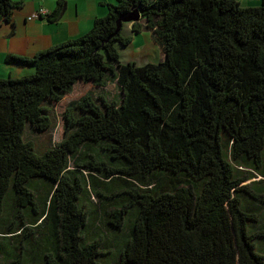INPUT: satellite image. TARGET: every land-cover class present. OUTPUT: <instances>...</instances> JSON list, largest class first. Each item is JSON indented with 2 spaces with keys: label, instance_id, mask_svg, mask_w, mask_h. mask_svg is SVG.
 I'll return each instance as SVG.
<instances>
[{
  "label": "trees",
  "instance_id": "16d2710c",
  "mask_svg": "<svg viewBox=\"0 0 264 264\" xmlns=\"http://www.w3.org/2000/svg\"><path fill=\"white\" fill-rule=\"evenodd\" d=\"M24 0H0V22ZM68 8L58 0L46 17ZM152 32L158 63H123ZM0 77L3 264H264V0H116L83 36L10 54ZM40 149L27 131L55 127Z\"/></svg>",
  "mask_w": 264,
  "mask_h": 264
},
{
  "label": "crops",
  "instance_id": "0c3cea01",
  "mask_svg": "<svg viewBox=\"0 0 264 264\" xmlns=\"http://www.w3.org/2000/svg\"><path fill=\"white\" fill-rule=\"evenodd\" d=\"M26 6L16 10L10 21L0 22V70L5 75L19 76L27 73L22 69L4 64L10 54L33 57L39 51L60 43L76 39L89 32L97 18L104 17L109 5L116 0H67L68 8L61 20L50 22L46 17L29 19L32 13L45 8L49 14L56 8L58 0H24ZM246 5H259L262 0H240ZM129 24V29L131 28ZM2 66V67H1Z\"/></svg>",
  "mask_w": 264,
  "mask_h": 264
},
{
  "label": "rangeland",
  "instance_id": "374dc122",
  "mask_svg": "<svg viewBox=\"0 0 264 264\" xmlns=\"http://www.w3.org/2000/svg\"><path fill=\"white\" fill-rule=\"evenodd\" d=\"M29 2L30 0H27V4ZM124 27V34L127 33L131 35V33H133L132 26L129 29V23H126ZM133 37V43L129 46H124L121 50V60L123 63L135 62L138 66H144L147 63H158L163 59V49L153 39L152 32L144 31L141 34L133 33ZM4 64L7 63L4 61ZM5 72V68L2 67L0 70V77L3 75L6 76ZM119 91L116 81L110 82L109 85L103 89L83 82L76 84L72 93L68 94L60 103L52 107L51 114L55 121L54 129L48 133L28 130L26 133L27 139L33 140L40 149L56 145L63 139V114L72 101L79 100L89 93H92L96 98H99L100 94H107L109 95L107 96L108 98L113 99L119 95ZM0 264H3V261H0Z\"/></svg>",
  "mask_w": 264,
  "mask_h": 264
},
{
  "label": "water",
  "instance_id": "95a60500",
  "mask_svg": "<svg viewBox=\"0 0 264 264\" xmlns=\"http://www.w3.org/2000/svg\"><path fill=\"white\" fill-rule=\"evenodd\" d=\"M141 19V14L138 10H134L129 14H123L118 21V32L122 29L124 23L135 22Z\"/></svg>",
  "mask_w": 264,
  "mask_h": 264
},
{
  "label": "built area",
  "instance_id": "2783aa9c",
  "mask_svg": "<svg viewBox=\"0 0 264 264\" xmlns=\"http://www.w3.org/2000/svg\"><path fill=\"white\" fill-rule=\"evenodd\" d=\"M49 15L48 10H46L45 8H41L40 10L32 13V15L29 17V19H39L42 17H47Z\"/></svg>",
  "mask_w": 264,
  "mask_h": 264
}]
</instances>
